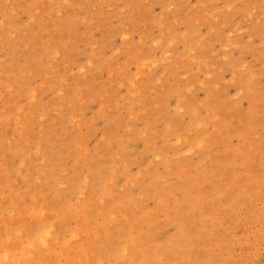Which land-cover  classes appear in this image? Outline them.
Here are the masks:
<instances>
[{
    "label": "rangeland",
    "instance_id": "374dc122",
    "mask_svg": "<svg viewBox=\"0 0 264 264\" xmlns=\"http://www.w3.org/2000/svg\"><path fill=\"white\" fill-rule=\"evenodd\" d=\"M0 264H264V0H0Z\"/></svg>",
    "mask_w": 264,
    "mask_h": 264
},
{
    "label": "bare ground",
    "instance_id": "6f19581e",
    "mask_svg": "<svg viewBox=\"0 0 264 264\" xmlns=\"http://www.w3.org/2000/svg\"><path fill=\"white\" fill-rule=\"evenodd\" d=\"M149 176V175H148ZM53 226V225H52ZM15 236V235H14ZM144 248V247H143ZM38 249V248H37ZM70 249V248H69ZM28 252V251H27ZM12 254V253H11ZM29 254V253H28ZM38 256V255H37ZM80 257V256H79ZM17 259V258H16ZM32 263V262H31ZM73 263V262H72ZM76 263V262H75Z\"/></svg>",
    "mask_w": 264,
    "mask_h": 264
}]
</instances>
